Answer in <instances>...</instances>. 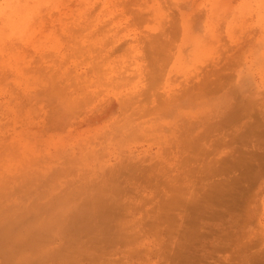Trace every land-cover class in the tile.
Masks as SVG:
<instances>
[{
    "label": "rangeland",
    "instance_id": "374dc122",
    "mask_svg": "<svg viewBox=\"0 0 264 264\" xmlns=\"http://www.w3.org/2000/svg\"><path fill=\"white\" fill-rule=\"evenodd\" d=\"M23 254L264 264V0H0V264Z\"/></svg>",
    "mask_w": 264,
    "mask_h": 264
},
{
    "label": "bare ground",
    "instance_id": "6f19581e",
    "mask_svg": "<svg viewBox=\"0 0 264 264\" xmlns=\"http://www.w3.org/2000/svg\"><path fill=\"white\" fill-rule=\"evenodd\" d=\"M34 224H36V223H34ZM10 226H14V223L13 224H9V227ZM17 245V243L15 242V243H13V246H16ZM65 250L66 249H64V251H61L63 254H65ZM25 259L26 258V255L25 254H23V256H22V259ZM33 258H35V257H33ZM22 260L23 262H24V264L26 263H28V261L31 263V264H35V262L32 260V259H30V258H28L26 261L25 260ZM36 260H38V261H42V259L41 258H39L38 256H36V258H35Z\"/></svg>",
    "mask_w": 264,
    "mask_h": 264
}]
</instances>
